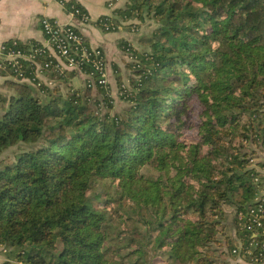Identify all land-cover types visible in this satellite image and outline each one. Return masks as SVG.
<instances>
[{"label":"trees","instance_id":"1","mask_svg":"<svg viewBox=\"0 0 264 264\" xmlns=\"http://www.w3.org/2000/svg\"><path fill=\"white\" fill-rule=\"evenodd\" d=\"M112 14L96 24L157 23L149 51L124 45L138 76L121 88L119 111L104 86L97 97L86 80L62 92L28 61L24 78L0 71L14 90L0 93V264H229L212 245L229 214L247 241L236 215L256 203L253 176L264 168V0H126ZM30 44L54 82L78 73ZM192 94L202 108L188 139ZM235 240L225 238L229 253Z\"/></svg>","mask_w":264,"mask_h":264},{"label":"crops","instance_id":"2","mask_svg":"<svg viewBox=\"0 0 264 264\" xmlns=\"http://www.w3.org/2000/svg\"><path fill=\"white\" fill-rule=\"evenodd\" d=\"M75 1L88 14V22H83L71 12L66 11L61 0H0V46L6 41H18L28 46L34 42L45 45V37L40 25V20L44 17L54 19L60 24H71L82 34L88 44L102 49L107 88L110 90L113 102H119L116 94L117 82L120 80L122 84L127 83L131 71L127 66L128 58L124 51V45H130L136 50L140 49L139 32H137L138 29L132 30V27H129L125 22H121L115 30L106 31L96 24V20L103 15H113V10L122 7L126 0ZM50 52L53 55V52ZM40 79L45 83L49 79L52 80L47 74H41ZM85 80L86 76L78 72L65 82L52 80L51 85L57 84L60 90L64 92L68 87L74 89L84 87ZM11 81L13 78L10 75H0L1 94L10 95L14 93L13 87L9 84ZM91 92L94 97L99 96L96 87H92ZM125 105L124 102L123 107ZM257 155V160L264 159V150L257 151ZM235 236L236 231H233L231 237L235 238ZM3 260L5 258L0 254V262ZM256 264H264V262Z\"/></svg>","mask_w":264,"mask_h":264},{"label":"built area","instance_id":"3","mask_svg":"<svg viewBox=\"0 0 264 264\" xmlns=\"http://www.w3.org/2000/svg\"><path fill=\"white\" fill-rule=\"evenodd\" d=\"M74 13L78 14L79 10L74 9ZM78 18L83 22L89 20L87 13H81ZM40 25L46 42L44 47L53 52L61 68L75 69L83 73L86 76L87 86L100 85L107 88L104 54L100 47L88 44L82 34L71 24H60L54 19L44 17L40 20ZM41 48L30 44L23 49L17 46L16 41L11 42L9 46L2 43L0 71L9 68L15 75L24 78L23 72L27 65L25 61H28L29 64L34 65L35 77L41 80L40 75L45 74L44 68L49 65L48 61L40 63L36 60V55L41 52ZM85 64L91 66L90 72H83L82 67ZM52 82L49 79L46 84L51 85ZM259 171L260 173L253 176V183L257 189L254 197L256 203L236 215L238 229L247 232V241L244 242L245 239L235 237L229 264L264 262V168Z\"/></svg>","mask_w":264,"mask_h":264},{"label":"rangeland","instance_id":"4","mask_svg":"<svg viewBox=\"0 0 264 264\" xmlns=\"http://www.w3.org/2000/svg\"><path fill=\"white\" fill-rule=\"evenodd\" d=\"M124 22L129 27H132V30L138 29L137 32H139L138 36L140 39L139 42H140L141 47H140V49L138 48L137 51H140V52L145 51V50L149 51L150 49H149L148 38L150 37L154 28L157 26V23L153 19H150V18H145V20H143V21H138L135 19L134 20L129 19V20H125ZM124 51H125V54L128 58V61H127L128 62L127 63L128 69L131 70L130 64L135 63L138 60L134 58V54L131 51H127V50H124ZM137 76L138 75H135L134 73H132V71H130V76H129L130 79L128 77V80L126 81L127 83L122 84V82H121V84L119 86L117 84V93L116 94L119 98V99H117V101H119V102L115 103L112 101L113 102V108H112L113 111H119L123 107V104L125 102L123 100L120 101V95L122 92L121 88L130 87V82H131L132 78L136 79ZM109 94H110V90H109ZM99 96H100V93H99ZM125 104H126V102H125ZM181 108H184V107H181ZM185 108H186L185 109L186 110V116H184L183 119H185L186 121H185V124L182 128V132H184L185 138L191 139V138H194V136H195V133H196L195 122L198 120V113L200 112V110L202 108V106H201L200 102L198 101L195 94L189 95V99L186 102ZM17 151H18V149L16 147H12L8 151H6L5 154L6 155L8 154L11 157ZM5 154H3V157L5 156ZM96 193L101 194L103 199L107 198L109 196L108 194L110 193L108 183L107 182L102 183V185L99 186V188L97 189ZM231 218H232V215L229 214V216H228L229 223H228V221L225 222L223 230L221 231L220 235H218V237L220 238V245H214V246L212 245V247L216 248V251L214 254L218 258V260H217L218 263H221L223 261L226 262V261H228V259L231 258V254L228 252V248L224 244L225 238H227V236H228V238H231L232 232L236 231L235 224L232 223ZM0 254L2 255V257L4 256V258H5V254L2 251L0 252ZM155 264H156V262H155ZM157 264H165V263L162 260H159V261H157Z\"/></svg>","mask_w":264,"mask_h":264}]
</instances>
